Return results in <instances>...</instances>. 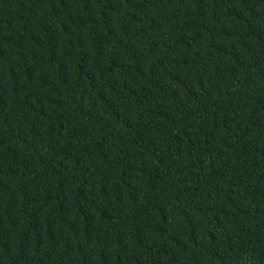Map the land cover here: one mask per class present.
Instances as JSON below:
<instances>
[{
  "label": "trees",
  "instance_id": "obj_1",
  "mask_svg": "<svg viewBox=\"0 0 264 264\" xmlns=\"http://www.w3.org/2000/svg\"><path fill=\"white\" fill-rule=\"evenodd\" d=\"M0 264H264V0H0Z\"/></svg>",
  "mask_w": 264,
  "mask_h": 264
}]
</instances>
